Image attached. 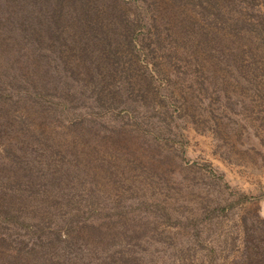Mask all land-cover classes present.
Instances as JSON below:
<instances>
[{
	"label": "rangeland",
	"instance_id": "rangeland-1",
	"mask_svg": "<svg viewBox=\"0 0 264 264\" xmlns=\"http://www.w3.org/2000/svg\"><path fill=\"white\" fill-rule=\"evenodd\" d=\"M168 2L172 0H165V4ZM92 3V11L102 14L98 4L94 0ZM236 3L247 6L246 0ZM233 4V0H227L225 12L230 17L235 15ZM109 14L112 18L122 15L127 26L119 23V27H114L102 22L97 32L106 35V39L102 42L99 38L96 41L86 38L88 51H81L82 34L77 33L78 41L73 39L70 46L59 39L64 46L60 57L66 66L65 73L60 74L61 68L57 70L56 64L52 65L46 93H54L79 107L89 104L95 94L103 99L101 104L125 102L127 106L138 104L145 109L141 108L137 117H125V112H121L111 118L108 126L124 131L115 147L113 136L107 143L102 140L103 144L88 142L89 148L79 141L70 151L68 141L55 139L50 145L59 153L53 154L32 149L31 140L20 143L14 138L13 155L19 163L16 169L40 170L30 187L36 185L45 193L40 182L46 181V194H56V198L48 200L50 205H44L40 195L23 189L28 179L19 177L16 184L25 190L27 197L37 201L32 202L19 192L17 202L22 205H16L21 212L35 206L30 218L42 217L46 208L44 216L53 219L46 218V226L29 221L43 226L39 234L8 228L5 239L12 245L10 252L1 258L8 261L16 258L18 264L35 262L19 251V244H24L37 249V264H264V195L260 194V189H264V103L255 100L257 96L252 91L242 92L226 69L238 65L258 70V84L264 90V62L260 54L254 62L244 41L240 42L243 46H237L228 26L224 30L216 28L222 31L220 38L229 58L224 55L218 58L211 76H190L185 66L179 65L182 56L189 54V45L181 39L176 41L175 24L159 21L152 24L150 32L144 31L141 45L154 55L150 61L139 59L125 47L127 34L136 28V13L120 5V10L113 9ZM52 30L49 33L48 28L46 35H51ZM70 34L76 37V30ZM46 47L52 48L48 43ZM78 56L87 59L85 66L95 62L99 65L97 70L103 69L80 72L74 62ZM157 59L160 65L164 62L172 68L171 73L162 64L165 94L177 99L174 105L165 104L152 88H146L148 72L154 71L151 64L157 65ZM117 63L120 73L109 75ZM203 63L210 64L204 60ZM195 70L193 67L194 75L198 73ZM67 72L70 77L74 75L71 79L75 85L68 77L63 80ZM217 78V85H210L207 90L201 84L213 83ZM57 81L60 84L63 81L59 91L51 85ZM227 86L229 89L224 91ZM222 93L232 94L231 99L219 98ZM244 97L251 99L249 104H244ZM148 105L152 112H146ZM148 117L161 140L143 133L149 128ZM16 119L23 120L22 116ZM95 126L99 128L98 123ZM3 151L0 145V153ZM91 167H98L94 179ZM56 178V182L52 181ZM80 182L79 200L85 205L102 204L101 215L89 220L81 214L75 217L70 214L71 208L61 203L65 199L62 190L67 191L68 186L75 195ZM93 194L89 202L88 196ZM59 205L64 207L58 213ZM63 222L71 224L59 231L48 230Z\"/></svg>",
	"mask_w": 264,
	"mask_h": 264
},
{
	"label": "trees",
	"instance_id": "trees-1",
	"mask_svg": "<svg viewBox=\"0 0 264 264\" xmlns=\"http://www.w3.org/2000/svg\"><path fill=\"white\" fill-rule=\"evenodd\" d=\"M233 1L235 15L230 17L226 14L227 11L225 12L227 0H172V3L168 2L166 4L165 0H94L95 5L98 4L102 14H98V10L97 13L92 11V0H0V145L4 147L3 153H0V264L19 263L16 258L9 261L1 258V256L10 252L9 245H12L5 239L8 228L25 229L29 234H39L41 232L40 227L46 226V218L50 217L44 216V213H46V208H44L42 217L30 218L36 211L35 206L32 210L24 208V212H21L17 206L22 205L21 202H17L20 198L19 192H23L27 197L23 189H31L30 192L41 196L40 199L44 200L43 204H46V206L51 204L48 201L49 199L56 198V194H51L52 196L46 194L44 184L46 181L40 182L45 193L35 187L36 185L30 187V183L36 181L34 176L40 170L16 169L19 163L13 155L16 148L14 138L17 137L20 143L23 140L26 143L31 140L29 147L32 149L47 150L53 154L59 153L57 148L50 145L55 139L68 141V150L70 151L79 141H82L81 145L88 147V142L97 141L98 144H103L102 140L107 143L108 139L113 136L116 140L113 146L115 147L124 135V131L117 129L115 126L114 129L108 126V123L113 121L111 118L115 114L118 116L121 112H125V117H137L141 108L145 109L138 106V104L127 106V104H124L125 102L119 105L113 104V102L111 104H101L103 99H100L97 95L95 96V94L93 95L94 99H91L89 104L79 107L68 103L66 99L54 93H46V87L50 86L49 82L51 80V78L48 79V70L52 65L55 63L57 70L61 68V70H58L60 74L65 73L66 66L60 57L64 46L59 39L63 40L65 45L70 46L73 39L76 42L78 41L77 33L82 34L84 35V46L81 51H88V43H85L86 38L95 41L96 38L97 40L99 38L102 42L103 39H106V35L97 32V28L102 22L114 27H119V23L124 27L127 26L123 24L122 15L112 18L109 14L113 9L120 10V5H123L131 8L136 13V28H133L126 36L127 43L125 47L127 50L135 52L139 59L153 60L154 55L152 52L141 45V36L144 31L150 32L153 23L169 20V23L175 24L177 28L175 31L176 41L181 39L183 43L189 45L187 47L189 54L183 55L182 59L180 58L179 65L183 64L185 66L184 70L188 71L187 74L190 76H197L198 74L211 76L216 61H219L222 55L228 57L224 48V41L220 38L222 31H218L216 28L224 30L228 26L235 36L233 40L237 42V46L239 48L243 46L240 45V42L244 41L252 60L256 62V55L260 54L259 56L264 62V0H246L247 6L238 5L236 2H239V0ZM217 3L218 7L216 8L214 5ZM220 3L224 7L223 5L221 7ZM167 8H169V11ZM174 13H177V15L173 16ZM207 21L212 23H205ZM219 22L222 23V26H219ZM69 23H71V26H69ZM48 24L49 26H47ZM70 27H72V30H70ZM48 28L49 33L50 29L53 28L49 36L46 35ZM127 29H131L130 26ZM73 30H76V37L70 34ZM46 43L52 48L46 47ZM203 60L210 64L204 65ZM74 62L80 72L91 68H94L95 72H100L103 69L97 70L99 65L97 66L95 62L88 63L85 66L87 59L81 56H78ZM193 63H195L194 66ZM162 64L160 65L159 60L157 65L156 62H152L151 65L154 66V71L149 70L148 72L146 88L149 90L152 88L155 95L160 96L165 104L174 105L177 99L173 95L165 94L166 91L163 87L165 74L163 73ZM165 65L168 71L172 73L170 64L166 63ZM193 67L196 69L194 72H198L196 75L192 73ZM236 67L228 66L226 69L230 72V76L235 77V84L238 88L240 87L242 92L252 91L257 96L255 100L264 103V90L259 86L257 80L258 70L255 71L254 68L250 69L246 66ZM113 68L114 70L109 72V75L120 73L117 72V69H119L118 63L114 64ZM219 68L223 67L219 66ZM65 77L71 79L74 75L70 77L67 72L63 80ZM127 77L128 74H126ZM71 80L75 85V80ZM59 81L51 84L52 88L56 87L55 90L58 91L61 87L59 85L63 84V81H61V84ZM217 83L218 78L213 83L207 81L205 85L204 83L201 84L206 86L205 89L207 90L210 85L216 86ZM230 86H227L224 91L228 90ZM49 95H56V97L50 98ZM231 97L232 94L222 93L219 98H227V101H229ZM88 100L87 98L86 102ZM250 100L244 97V104H249ZM152 111L153 108L148 105L146 112ZM21 116L23 120L18 121L16 118ZM46 119H48L47 122ZM96 123H98L99 128H96ZM147 124L149 128L144 130L143 133L152 136L155 140H161L156 126L151 127L154 123L151 122L149 117ZM91 132L93 134L90 135ZM42 140H46L47 143L45 144ZM83 162L85 163V161ZM104 162H102V165L105 169ZM95 163L98 164L97 161ZM90 172L94 179V174L98 173V167H91ZM105 172L107 170H104L106 175ZM19 177L28 179L27 185L23 189H20V186L16 184ZM52 181L56 182L57 178ZM81 185L82 182L78 183L75 195L70 192L71 189L68 186L67 191L63 189L62 194L65 199H62L61 203L67 204L71 208L70 214L75 217L81 214L83 218L89 220L94 216L101 215L102 204L97 205L91 202L85 205L79 200L82 195ZM67 192L68 194H66ZM260 194L264 195V189H260ZM46 195L48 199H46ZM94 196V194L89 195L88 201L90 202ZM242 197L245 200L248 199L245 195H242ZM27 198L32 202H37L30 196ZM56 207L59 213V210L63 209L64 206L60 207L59 205ZM105 210L106 208H104ZM29 221L42 222L44 225L37 226ZM70 224L63 222L62 225L56 224L48 230L52 232L59 231L60 227L67 228L66 226ZM90 225L93 226V224ZM23 245L19 244V247H21L19 251L27 255L28 259L35 261L31 264H37V255L35 254L37 249L35 247L30 249Z\"/></svg>",
	"mask_w": 264,
	"mask_h": 264
}]
</instances>
